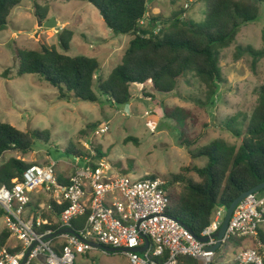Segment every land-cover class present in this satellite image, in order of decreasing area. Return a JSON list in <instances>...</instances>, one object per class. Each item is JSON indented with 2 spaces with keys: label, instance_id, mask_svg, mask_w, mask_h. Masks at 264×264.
<instances>
[{
  "label": "rangeland",
  "instance_id": "1",
  "mask_svg": "<svg viewBox=\"0 0 264 264\" xmlns=\"http://www.w3.org/2000/svg\"><path fill=\"white\" fill-rule=\"evenodd\" d=\"M36 5L47 9V18H53L57 28H39ZM181 12L185 20L204 25V0H149L147 3L149 17L166 20L173 13ZM147 20H143L145 24ZM8 21V27L0 31V121L21 132L47 130L51 137L47 143L36 139L27 155L14 151L5 153L0 158V166L10 158L43 165L50 157L56 163L57 175H62L63 180L73 175L76 168L82 169L87 162L95 165L101 160L111 166L113 175H129L132 179L178 174L191 162L180 146L185 139L183 132L189 138H199L193 149L215 139H224L238 146L241 140L225 130V123L235 118L238 121L236 128L241 130L244 126L241 121L250 117L257 104L259 90L264 87V57L256 61L247 54L235 57L238 46L264 51V5L258 20L244 25L235 41L220 51L224 84L214 106L198 103L205 102V88L192 73L185 76L173 96L153 93V98H144L142 90L132 88V99L121 107L112 105L100 95H97V104L59 102L57 90L38 76L17 75L19 64L14 58V47L33 50L55 45L59 52L70 57L97 58L101 64L99 76L104 81L121 63L130 38L113 36L105 27L102 16L85 0H23L20 7L12 10ZM62 30L73 33L68 52L58 44V34ZM8 69L11 73L5 78L3 73ZM146 92L151 91L146 89ZM176 107L190 111L193 117L187 122L165 118L163 109ZM105 122L109 132L96 136L93 131ZM91 124L95 128L88 129ZM70 145L85 157L67 155L65 150ZM97 153H101L103 158L98 159ZM195 162L198 166L204 164V160ZM4 229L3 219H0V233ZM16 241L11 237L7 246L16 245ZM233 246H222L213 264H234L237 249ZM256 247L255 243L250 248ZM87 253L84 256L76 254L74 264H128L120 253L106 254L94 247Z\"/></svg>",
  "mask_w": 264,
  "mask_h": 264
},
{
  "label": "trees",
  "instance_id": "2",
  "mask_svg": "<svg viewBox=\"0 0 264 264\" xmlns=\"http://www.w3.org/2000/svg\"><path fill=\"white\" fill-rule=\"evenodd\" d=\"M22 1L0 0V31L8 27V17L13 9L21 6ZM85 1L102 16L105 27L113 36L130 38L121 63L111 70L107 79H100L101 64L97 58L70 57L59 52L55 45L33 50L14 47V58L19 64L17 75L38 76L41 81L57 90L59 102L97 104V95H100L117 107L130 102L132 88L142 90L144 98H153V93L173 96L189 73L205 88V102L198 103L214 106L220 87L224 84L220 51L227 49L235 41L244 25L258 20L261 6L264 5V0H204L206 18L204 25H198L185 20L183 12L173 13L166 20L154 16L147 20L149 0ZM35 8L38 10L36 15L39 22L48 20L45 7L36 5ZM143 20H147L146 24L141 25ZM158 27L159 30L156 31ZM72 39L73 33L70 30H62L58 34V44L64 52L69 51ZM243 54L251 56L254 61L264 57V51H256L250 46H238L235 57ZM10 73L9 69L5 70L3 77L8 78ZM146 89L151 92H146ZM163 113L165 118L175 121L187 122L193 117L190 111L180 107L164 108ZM241 122L244 125L241 130L236 128L238 121L235 118L225 123V130L235 139L241 140L238 146L229 144L224 139H215L205 146L193 149L199 138H189L184 131L185 139H182L180 146L185 149L191 162L178 174H168L161 178L166 182L167 214L187 226L197 237L210 224L217 207L230 206L241 194L264 183V87L259 90L257 104L250 117ZM87 128H95V125H88ZM50 137L47 130L21 132L0 121V158L10 151L27 155L32 151L36 139L47 143ZM65 153L74 158L85 157L72 145L66 148ZM96 157L103 158L101 153H97ZM197 160H204V164L198 166L195 162ZM29 166L22 160L10 158L0 166V188H11L13 180L21 182L23 173ZM90 166L94 167V164L91 163ZM61 182L67 184L68 180ZM49 205L50 209L47 208L43 217L51 225L43 226L37 232L51 230L54 234L61 229L55 220L59 218L64 206H58L53 201ZM3 217L4 212L0 210V219ZM85 221L86 216L75 220L72 231L77 233L81 230ZM10 238V232L6 228L2 230L0 251L4 249L15 254L21 246L18 244L14 248H8ZM55 238L57 237L53 241ZM258 240L264 246V236L258 234ZM244 241V238L231 237L227 244L234 245L236 249ZM55 249L61 251L62 246L58 244ZM220 249L216 251L215 257ZM177 264L201 262L182 256L178 258Z\"/></svg>",
  "mask_w": 264,
  "mask_h": 264
},
{
  "label": "built area",
  "instance_id": "3",
  "mask_svg": "<svg viewBox=\"0 0 264 264\" xmlns=\"http://www.w3.org/2000/svg\"><path fill=\"white\" fill-rule=\"evenodd\" d=\"M108 132L106 122L94 130L96 136ZM55 168L56 163L52 161L47 165L32 164L24 171L21 182L13 180L11 188H0L5 228L21 246L15 254L1 250L0 264H21L31 246L25 264H74L76 254L83 255L92 248L82 240L123 250L119 253L128 264H177L182 256L192 257L201 264H213L216 251L208 248L216 244L212 235L223 222L225 207L214 211L210 224L200 236L208 240L202 243L184 224L167 214L166 182L161 178L113 175L111 166L101 160L94 167L87 162L82 169L76 168L68 183L63 184ZM37 190L49 194L56 205L64 206L59 216L61 229L72 230L73 222L86 216L83 228L76 233L78 236L57 237L62 239L61 251L55 249L58 244L53 238H46L53 234L51 230L37 232L50 225L49 221L26 217L29 195ZM262 225L264 191L248 195L229 221L222 245L231 237L257 241L256 248L237 252L236 264H264V246L258 240ZM143 247V252H136Z\"/></svg>",
  "mask_w": 264,
  "mask_h": 264
},
{
  "label": "water",
  "instance_id": "4",
  "mask_svg": "<svg viewBox=\"0 0 264 264\" xmlns=\"http://www.w3.org/2000/svg\"><path fill=\"white\" fill-rule=\"evenodd\" d=\"M39 22V21H38ZM39 28L40 29H55L57 28L56 26V21L53 19V18H50L48 20H46L45 22H39ZM261 191H264V183L256 186L255 188L251 189L250 191L248 192H245L243 194H241L238 198H236L231 204L230 206L228 207H225V217L223 219V222L220 226V228L217 230V232H215L213 235H212V238L215 239L216 241V244L213 248H208L209 250L211 251H217L221 246H222V240L225 236V233H226V230L228 228V225H229V221L231 219V216L235 210V208L248 196V195H251V194H254V193H258V192H261ZM184 227H186L190 232H192L187 226L183 225ZM65 234H69V235H74V236H78L75 232H73L71 229H67V228H64V229H60L59 231L56 232V234H52L51 236H47L46 238L49 239V238H54L55 236H59V235H65ZM197 240L200 241V242H206L208 240V237H200L198 238L197 237ZM84 241L87 245L91 246L92 248H99L101 249L103 252L105 253H108V254H112V253H119V252H123V250H116V249H112V248H106V247H103L99 244H96V243H92V242H88V241H85V240H82ZM33 248V246H31L27 253H26V256L25 258L23 259V261L21 262V264H25L26 262V259L29 255V252L31 251V249ZM145 249V247L141 248V249H138L136 250V252L140 253V252H143Z\"/></svg>",
  "mask_w": 264,
  "mask_h": 264
},
{
  "label": "crops",
  "instance_id": "5",
  "mask_svg": "<svg viewBox=\"0 0 264 264\" xmlns=\"http://www.w3.org/2000/svg\"><path fill=\"white\" fill-rule=\"evenodd\" d=\"M148 17H149V15L147 14L146 18H148ZM47 159H49V160L46 162V164H49V162H51V161L54 162L53 159H51L50 157L47 158ZM38 165H42V164H38ZM55 173H56V176H57L58 180L60 179V182L61 181H66L72 176V174H70V176L65 177L64 180H63V179H61L62 175L60 177L57 175V169L56 168H55ZM127 176H129V175H127ZM145 177H147V176H145ZM29 199H30V201H29V205H28V207L26 209V217L27 218H40L42 220L48 221L47 219H45L43 217V214L48 210L47 208L50 206L49 204L53 201L52 197L49 194H46L43 190H37V191H35V192H33V193H31L29 195ZM45 201H47V203H45ZM53 202L55 203V201H53ZM55 223L56 224L59 223V218L57 220H55ZM49 224L51 225V223H49ZM50 225H48V226H50ZM258 234L264 236V225H262L259 228ZM60 241H62V239L57 238V239H55L54 242H55V244H59ZM256 242L257 241L255 239H245V241L242 243V246L240 248H236L237 249L236 251L238 252L240 250H245L247 248H250L251 245L254 246ZM18 244L19 243L17 242L16 245H13L12 247H8V248H10V249L14 248ZM106 254H108V253H106ZM84 255H86V253L83 254V256Z\"/></svg>",
  "mask_w": 264,
  "mask_h": 264
},
{
  "label": "clouds",
  "instance_id": "6",
  "mask_svg": "<svg viewBox=\"0 0 264 264\" xmlns=\"http://www.w3.org/2000/svg\"><path fill=\"white\" fill-rule=\"evenodd\" d=\"M143 23H144V21L141 22V25H143ZM30 165H32V164H30ZM37 165H38V164H37ZM44 165H47V164H44ZM2 219H3V218H2ZM58 231H59V230H58ZM55 234H56V233H55ZM59 236H60V235H59ZM55 237H58V236H55ZM222 246H223V245H222ZM222 246H221V247H222ZM221 247H220V248H221ZM234 263H235V262H234Z\"/></svg>",
  "mask_w": 264,
  "mask_h": 264
}]
</instances>
